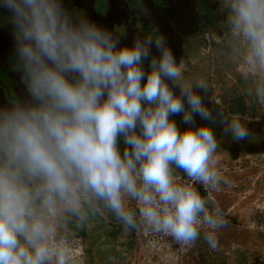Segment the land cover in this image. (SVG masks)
<instances>
[{"label": "clouds", "instance_id": "9594fccd", "mask_svg": "<svg viewBox=\"0 0 264 264\" xmlns=\"http://www.w3.org/2000/svg\"><path fill=\"white\" fill-rule=\"evenodd\" d=\"M219 4L233 55L253 77H264V0ZM0 7L11 13L30 96L0 108V264H79L69 226L83 228L102 211L125 232L142 227L182 249L203 230L216 250L229 222L196 187L219 189L216 133L181 130L170 117L183 114L186 125L196 115L218 117L234 141L249 136L241 120L222 109L213 115L194 91L207 84L184 78L183 61L177 64L163 37L137 36L132 47H118L111 32L74 20L62 0H0ZM254 91L264 97V82Z\"/></svg>", "mask_w": 264, "mask_h": 264}, {"label": "rangeland", "instance_id": "374dc122", "mask_svg": "<svg viewBox=\"0 0 264 264\" xmlns=\"http://www.w3.org/2000/svg\"><path fill=\"white\" fill-rule=\"evenodd\" d=\"M202 6L206 19L200 31L186 40L181 59L183 76L204 80L213 102L223 106L230 116H237L244 126H255L259 133L251 140L262 137V146L248 151L225 132L215 131L219 189L206 191L199 184L196 187L221 206L229 222L217 233L216 250L204 241L203 230L193 247L182 249L163 235L159 243L150 244L141 227L135 231L136 245L120 256L123 264H264V97L254 91L264 77H253L233 55L230 42L234 37L224 23L226 14L220 11L219 0H207ZM174 174L178 182L187 180L181 171L175 170ZM85 234L88 241L95 237L92 233L67 232L72 246L82 249L79 264H112L102 262L99 249L88 245Z\"/></svg>", "mask_w": 264, "mask_h": 264}, {"label": "flooded vegetation", "instance_id": "af4514ba", "mask_svg": "<svg viewBox=\"0 0 264 264\" xmlns=\"http://www.w3.org/2000/svg\"><path fill=\"white\" fill-rule=\"evenodd\" d=\"M206 1L207 0H89L88 6L79 8L84 10L82 11V14L87 18L91 14L93 16L100 15L104 17L107 15V11L111 6H116L118 10L112 19L111 32L113 36L120 41L118 47H132L134 44V38L137 36L142 39L146 36L151 39L160 36L164 38L167 46L171 49L177 64H179L182 59L186 40L200 31L201 26L206 19L207 12L202 6V3H205ZM79 2H81V0H62L63 7L69 12V14L74 9V6L78 7ZM97 7H100L102 11H98V13ZM6 11V8L4 10L3 7H0L1 20L6 16L5 14L8 13ZM7 17H11L10 12ZM78 17L80 18L82 16ZM78 17L75 18V20L79 19ZM89 21L92 22L91 20ZM13 38V25L11 20L6 21L5 23L3 21V25L0 27V54L4 59L0 63V75L2 78L7 77L6 73L9 71L6 59L8 56H12V53L10 54L11 44L9 40L12 41L15 39ZM151 53L156 57H159L160 55L155 44L152 45ZM150 59L151 57H149V60ZM144 68L146 71L150 70L149 61L144 62ZM21 74L22 79L15 84L12 83L10 85H12L13 92L16 95H20L21 91L24 90L29 101L30 96L27 91V84L23 72ZM167 83L169 87L173 89L174 94L179 96V88L175 87L170 80L167 81ZM21 88L23 90H21ZM194 91L202 97L203 103L213 112L214 116H216L218 111L222 109L229 117H232L223 106L213 102L211 91L209 89L207 91L203 89H194ZM2 97L3 94L1 95V99H3L4 107L11 106L6 102L5 98ZM185 106L187 108V104ZM182 115L183 114L170 117L176 121L177 126L181 130L190 126L194 128L208 126L212 127L214 131L224 132V125L220 122L218 117L214 121H204L196 115L194 117L195 124L186 125L182 123ZM246 128L248 129L249 136L244 140L235 142L240 148H247L248 151H252L256 147L260 148L259 144L262 146V137L258 136V138L256 137V139L251 140V138L256 136L259 131H257L253 125L247 126ZM228 135L231 136V134ZM120 147L122 150V142ZM177 170L181 171L179 169ZM132 206L134 207L135 205L133 204ZM69 230L74 231L76 234L92 233V236L95 237L91 241L87 240L88 236H86V234L84 240L88 242V245L91 244L93 247L99 249L98 252L100 254V259L102 262L106 263H109V261L112 263V259L110 258H114L115 264H123V259H121L120 256L126 249H132L137 241L136 232H125L123 226L116 220L114 215L107 211L99 213L95 218H92L86 225H84L83 228L77 229L74 225H70ZM84 245H86V243H84Z\"/></svg>", "mask_w": 264, "mask_h": 264}, {"label": "crops", "instance_id": "0c3cea01", "mask_svg": "<svg viewBox=\"0 0 264 264\" xmlns=\"http://www.w3.org/2000/svg\"><path fill=\"white\" fill-rule=\"evenodd\" d=\"M89 0H81V2H79L78 7L74 6V9L72 10V12H70L71 15H73V19L75 20V18H77L78 16H82L83 18H86L85 15H83L82 11H84L83 9L79 8V7H83V6H88L89 5ZM5 10V8H4ZM118 8L116 6H111L108 11H107V15L106 16H100V15H90L89 17H87V20H91L94 24H96L98 27L105 29L109 32H111V25H112V19L114 17V15L117 13ZM98 11H102V9L100 7H97V12ZM4 12V11H2ZM5 15L2 20L0 19V27L3 25V21L4 23L6 21L11 20V17H7L9 14V11L7 10ZM5 13V12H4ZM99 13V12H98ZM90 14V13H89ZM79 18V17H78ZM4 30V29H3ZM112 33V32H111ZM14 39V38H13ZM10 44H11V50H10V54L12 53V56H8L7 60V64L9 67V71L6 73L7 77L2 78L0 75V108L4 107V102L2 101L3 99H1V95L3 94V97L5 98L6 102L9 105H12L13 102L19 101V102H28V96L26 97L24 90L21 88V94L20 95H16L13 92V87L12 83H16L18 81H20L22 79V71L18 69L17 67V58H16V53H15V39L14 40H9ZM8 54V53H6ZM3 57L0 54V63L1 61H3ZM0 71H1V66H0ZM2 97V98H3ZM10 107V106H9Z\"/></svg>", "mask_w": 264, "mask_h": 264}, {"label": "built area", "instance_id": "2783aa9c", "mask_svg": "<svg viewBox=\"0 0 264 264\" xmlns=\"http://www.w3.org/2000/svg\"><path fill=\"white\" fill-rule=\"evenodd\" d=\"M136 236H137V233H136ZM143 237H147L149 239L150 244L152 245H155L156 243H159V241L163 240L162 235L154 234L146 230H144L143 232ZM75 247H79V245H73V248ZM74 253L76 257L79 259V257L82 255V249L80 247L77 249H74Z\"/></svg>", "mask_w": 264, "mask_h": 264}]
</instances>
